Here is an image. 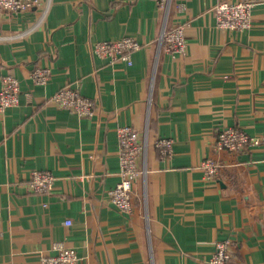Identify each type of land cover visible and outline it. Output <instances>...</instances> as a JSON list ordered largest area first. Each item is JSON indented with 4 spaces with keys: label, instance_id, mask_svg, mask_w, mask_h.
<instances>
[{
    "label": "crops",
    "instance_id": "1",
    "mask_svg": "<svg viewBox=\"0 0 264 264\" xmlns=\"http://www.w3.org/2000/svg\"><path fill=\"white\" fill-rule=\"evenodd\" d=\"M219 1L174 0L168 25L182 23L187 38L175 57L159 47L165 18L155 0H43L0 12V87L11 74L22 91L0 114V264H46L60 243L77 249V264H209L225 239L228 264H264V146L215 147L225 125L264 129V2L240 31L216 25ZM123 36L142 43L132 64L93 52ZM36 65L50 69L47 84L33 82ZM66 85L96 100L93 116L49 99ZM126 123L148 128L150 141L128 213L108 195ZM160 136L174 140L170 157L153 144ZM208 156L222 162L214 181L200 168ZM39 169L55 176L47 193L27 186Z\"/></svg>",
    "mask_w": 264,
    "mask_h": 264
},
{
    "label": "built area",
    "instance_id": "2",
    "mask_svg": "<svg viewBox=\"0 0 264 264\" xmlns=\"http://www.w3.org/2000/svg\"><path fill=\"white\" fill-rule=\"evenodd\" d=\"M264 0H221L214 6L216 25L227 30H246L252 23V10L258 2ZM158 7L163 11L165 18L160 36L159 47L164 48L173 57L184 54L187 49V38L184 25L176 22L168 25L169 14L174 0H155ZM43 0H0V12L16 13L33 9L42 5ZM51 3V2H50ZM47 10L50 4H46ZM142 43L134 36H123L119 39H105L93 44V52L101 58L108 57L112 62H127L132 64L133 51L139 50ZM33 82L45 85L49 82L50 69L44 65H36L31 70ZM20 81L11 74H5L1 80L0 87V114L6 112L10 107L18 106L21 99ZM49 99L58 106L73 110L80 117H91L96 111V100L91 96L84 95L74 86L66 85L54 92ZM119 141L118 159L119 170L117 172L119 181L108 190L111 203L120 212L128 213L133 205V186L139 175L147 172V151L150 145L146 128L143 133L134 125H120L116 129ZM215 147L219 151L228 153H241L254 147L264 146V129L259 133H248L239 126H223L216 136ZM154 146L160 157H170L173 154L174 140L168 136H160L154 139ZM222 162L218 157L208 156L200 162V168L205 178L214 181L218 176ZM56 179L52 171L48 169L33 170L28 188L32 192L47 193L52 190ZM1 220V215H0ZM72 220H65L70 225ZM209 264H228L231 260L232 246L230 239L217 240L214 244ZM58 253L55 255H43L41 260L46 264H77L79 254L77 249L57 245Z\"/></svg>",
    "mask_w": 264,
    "mask_h": 264
}]
</instances>
